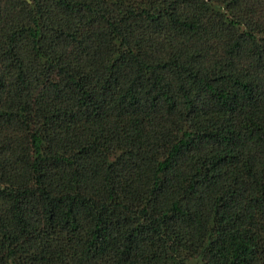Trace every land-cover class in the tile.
Segmentation results:
<instances>
[{
	"label": "trees",
	"instance_id": "16d2710c",
	"mask_svg": "<svg viewBox=\"0 0 264 264\" xmlns=\"http://www.w3.org/2000/svg\"><path fill=\"white\" fill-rule=\"evenodd\" d=\"M0 264H264V0H0Z\"/></svg>",
	"mask_w": 264,
	"mask_h": 264
}]
</instances>
